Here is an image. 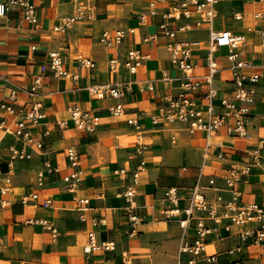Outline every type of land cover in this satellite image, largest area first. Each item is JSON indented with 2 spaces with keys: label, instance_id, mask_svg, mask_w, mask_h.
Returning <instances> with one entry per match:
<instances>
[{
  "label": "crops",
  "instance_id": "0c3cea01",
  "mask_svg": "<svg viewBox=\"0 0 264 264\" xmlns=\"http://www.w3.org/2000/svg\"><path fill=\"white\" fill-rule=\"evenodd\" d=\"M27 1L34 4L35 22L25 20L22 8L16 4H7L5 14L0 15V104H12L18 117L29 102L41 100L45 116L31 131L45 134L41 149L24 146L31 153L30 159L11 160L9 147L20 148L23 143L0 129V187L4 177L10 179L5 195L9 204H0V264H186L189 255L181 254L180 247L193 236L196 220L182 228L178 217H165L163 210L171 204L163 199V190L177 186L185 196L198 181L208 200L214 201L218 194L227 199L230 191L225 177L229 167L249 159L255 149L260 159L251 173L236 183V189L241 201L263 199L264 20L254 14L264 10V0H217L210 26L204 23L178 31L179 37L199 41L192 45V59L198 64L196 74L206 71L210 27L243 34L239 50L252 63V70L261 74L254 96L245 102L249 108L247 134L233 131V118L225 117L222 126L210 135L207 151L205 132L192 134L182 121H152V115L159 114V106L179 91L175 77L180 73L169 57L168 38L159 30L162 14L172 10L174 0H83L89 3L90 17L65 31L54 27L73 14L76 0ZM142 14L145 18L140 20ZM197 16L194 12L189 19L170 18L169 23L177 29L186 22L193 25ZM129 28L133 32L117 45L107 46L99 40L103 30ZM130 49H138L143 56L135 72L122 63ZM52 51L59 52L66 69L77 73L76 78L53 75L49 70ZM226 52L225 47H219L214 53L218 65L212 79L215 114L224 111L220 99L228 96L233 87ZM79 57L93 60L94 67L80 66ZM111 57L121 62L115 72L108 69ZM35 77L41 79V87L39 94L32 96L26 91ZM116 83L122 91L118 98L109 96L108 91L105 96H96L89 89L91 85ZM13 87L19 88L15 98L9 96ZM206 89L202 81L197 95ZM116 102L122 103V115L109 112V106ZM76 105L90 109L98 117L95 131L58 127L56 120L67 118L68 109ZM2 116L0 107V119ZM129 119L140 124V131ZM138 145L143 147L141 152L137 151ZM67 147L77 151L76 161L67 157ZM219 152L222 158L217 157ZM141 159L146 165L135 197V212L141 222L137 232L130 235L124 199L116 194L129 182L131 171ZM46 161L59 172L46 174L39 185L37 173L44 169ZM75 169L82 170L83 177L71 192L62 175ZM120 169L126 173L121 174ZM210 178L214 182L209 184ZM31 193H37L39 200L26 201ZM73 195L88 199L86 209L77 208ZM43 197L52 199L49 207L39 204ZM180 202L185 205L186 200ZM28 218L49 220L56 234L38 222H27ZM205 222L214 225L210 219ZM255 227L253 222L233 225L230 231L219 226L207 235V249L218 253V261L199 264H264V240L246 241L240 250L235 248L241 244L240 232ZM91 231L97 245L85 251ZM102 242H112L113 248H102Z\"/></svg>",
  "mask_w": 264,
  "mask_h": 264
},
{
  "label": "built area",
  "instance_id": "2783aa9c",
  "mask_svg": "<svg viewBox=\"0 0 264 264\" xmlns=\"http://www.w3.org/2000/svg\"><path fill=\"white\" fill-rule=\"evenodd\" d=\"M77 4L73 14L62 18L54 29L57 31H65L70 28L75 22L90 17L89 3L83 0H76ZM85 1V0H84ZM16 4L22 8L23 17L28 22L32 23L37 20L34 4L27 0H4L0 2V15H4L7 4ZM217 0H174L172 10L163 13V20L159 23V30L166 37L167 50L169 57L175 67L179 70V75L175 77L178 82L179 91L175 95H170L166 102L159 106V114L152 115L154 123L159 121H182L187 125L190 133L203 131L206 134L204 150L207 151L211 142L209 137L222 124L224 118L231 116L233 118V131L240 135H246L245 124L249 117V108L245 102L252 99L255 94V84L259 81L261 74L252 70V63L243 57L239 50L240 45L244 42L243 34H233L229 29H213L209 28V37L207 45V59L205 63L206 71L202 75L195 73V68L198 66L192 59V45L198 44L199 41H191L178 36V31H182L192 26H201L204 23L210 26L215 18L214 6ZM197 13V18L192 23H184L177 29L170 26V18H191L193 13ZM255 17L264 20V10L255 12ZM239 17L238 13L235 14ZM145 18V14L139 16L140 20ZM133 32V28L116 29L113 31L103 30L99 40L107 46H114L122 42L127 33ZM264 35V30H263ZM152 38H154L152 36ZM219 47L227 49L226 58L229 62L228 69L231 72V80L233 87L228 96H223L220 99V104L224 111L221 114L214 113L213 98L216 95V90L212 87V79L218 71L217 60L214 55ZM143 56L138 49H130L127 51L126 58L122 62L123 65L130 71L135 72L140 64ZM78 64L80 66L94 67V61L88 57H79ZM108 69L115 72L119 69L121 62L117 57L108 59ZM49 70L55 76H70L77 77V73H71L64 66L63 60L59 52L52 51L49 54ZM202 81L207 84V89L201 91L197 95ZM41 87V79L35 77L27 89V93L32 96L39 94ZM18 87L10 89L9 96L15 98L18 92ZM90 91L96 96H105L107 94L113 98H118L122 95L119 89V83L115 85H91ZM1 109L4 111V116L0 119V129L6 132H11L15 139L22 141L23 146L15 148L9 147V157L11 160L15 158L30 159L31 153L24 146L41 149L43 147V135L45 133H34L31 127L37 125L45 116L43 111V103L41 100H33L29 102L25 110L20 116H16V110L10 103L2 102ZM109 112L112 115H122L123 106L121 102H116L109 106ZM69 116L56 120L59 128L64 129L69 126L84 132H93L99 123L98 117L90 110L80 106H72L68 109ZM128 122L135 126L140 131V124L135 119H129ZM142 146L138 145L137 151L141 152ZM67 157L72 161H76L78 153L73 147L66 148ZM218 158H222V152L217 153ZM260 154L255 149L250 153V158L245 161L232 163L225 177V185L230 191V197L224 199L221 194L215 197L214 201L208 200L201 192L198 181L188 195L183 196L177 186H168L163 190V199L168 201L171 206L163 210V214L167 218L178 217L179 224L182 228L188 226L191 220H196L194 234L188 240L184 241L180 247L181 254L189 255L186 264H199L200 261L206 263H215L218 261V253L209 252L207 249V235L223 226L227 231H230L231 226L244 225L249 222L255 223L256 227L240 232L241 244L237 245L236 250H240L243 243L250 241L251 243H259L264 240V197L261 201H241L240 193L236 189V183L241 181L243 176L251 173L252 166L258 162ZM145 161L140 160L138 165L131 171L129 182L125 185L122 191L116 195L122 197L125 202L126 215L131 222L129 234L133 235L137 232V225L141 222L140 217L135 212L137 208L136 195L137 187L140 183V173L145 168ZM59 172L57 167L52 166L49 161L44 164V169L37 173V183L42 185L46 174ZM121 174H125V169H120ZM83 177L82 170L75 169L62 175V179L66 182L68 189L74 192L79 181ZM212 178L209 179V184L213 183ZM3 185L0 187V204L8 205L9 199L5 197L8 192L10 179L4 177ZM26 201L39 200L37 193H31ZM76 201L77 208L84 210L88 206L87 198H80L73 195ZM185 199V205L181 204V200ZM52 199L43 197L39 204L42 207H49ZM184 214L182 217L181 214ZM213 221V226H208L206 220ZM27 222H38L48 228L53 234H56V227L47 219L28 218ZM95 222V221H94ZM94 232H89V243L84 247L85 251H90L96 246ZM100 246L106 250L113 248L112 242H102Z\"/></svg>",
  "mask_w": 264,
  "mask_h": 264
}]
</instances>
